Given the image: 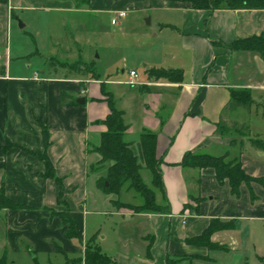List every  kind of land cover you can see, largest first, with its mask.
<instances>
[{"label": "crops", "instance_id": "1", "mask_svg": "<svg viewBox=\"0 0 264 264\" xmlns=\"http://www.w3.org/2000/svg\"><path fill=\"white\" fill-rule=\"evenodd\" d=\"M89 11L113 17L125 12V18L135 11L156 13L152 41L145 55L136 58L128 81L112 84L103 82L97 73L98 80H92L83 73L73 75L65 68L49 67L51 56L59 47L64 53L73 39L71 28H81V15ZM23 17L27 20L20 23L21 28L17 21ZM148 20L147 25L155 23L154 17L153 22ZM22 29H28L33 49L16 42ZM262 35L264 11L211 14L168 0H90L82 7L76 0H0V67H6L0 76V186L8 198L30 208L0 213L2 256H7L9 264H17L15 255L25 246L32 253L63 255L67 264L84 260L90 245L116 264H167L168 258L203 262L197 259L210 258L211 252L187 242L201 236L213 219L236 222L234 230L212 237L228 253L255 245L253 237L264 224V188L253 186L256 203L245 185L240 197L233 198L228 183L220 185L213 170L185 169L179 164L188 152L228 155L242 163L247 175L264 178V153L234 133H215L232 92L248 91L254 105L264 106V59L256 52H231L227 47ZM17 55L50 56L45 71L31 72L34 66L25 69L23 58ZM141 67L143 78L138 74ZM150 70L178 71L182 80L150 78ZM132 71L138 74L135 80L130 77ZM113 86L123 89L117 94ZM103 91L113 96L116 109L124 113L129 126L126 140L133 144L141 165L145 161L140 136H158L164 191H156V201L169 209L167 214L134 218L111 210L112 217L124 219L116 227L120 225L125 232L115 229L109 243L108 236L98 238L99 232L91 229L89 233L86 225L92 213H99L93 210L98 202V178L88 176L89 166L98 157L87 153V145H97L106 131L101 123L110 108ZM63 92L77 101L85 99V105L63 106ZM244 115L239 109L226 118L243 124ZM44 155L61 180L62 205L59 185L45 177ZM198 199L201 203L195 202ZM64 212L75 221L79 239H68L67 227L52 215Z\"/></svg>", "mask_w": 264, "mask_h": 264}, {"label": "trees", "instance_id": "2", "mask_svg": "<svg viewBox=\"0 0 264 264\" xmlns=\"http://www.w3.org/2000/svg\"><path fill=\"white\" fill-rule=\"evenodd\" d=\"M180 4H189L193 10L208 11L211 14L216 11H264V0H168ZM77 6H87L90 0H76ZM231 52H256L264 59V35L259 37H251L245 40L237 41L232 45L227 46ZM53 57L50 58L49 67L65 68L68 73L75 74L81 71L84 76L98 80V75L95 71L94 64H75V65H60L59 62H53ZM6 67H0V76L5 74ZM150 78L166 79L180 82L182 74L178 71H149ZM109 95L110 100L106 102L110 108V113L107 118L101 123L106 131L101 134L99 143L92 145L88 143L87 153L95 154L98 161L89 166L88 176L98 174L96 188L106 196H119L123 192L136 193L142 200L141 204L122 203L119 199L112 201V204L117 213L127 214V211H132L133 214H167L169 209L167 206L162 207L157 204L156 191H164L162 169L163 159L157 156V141L158 136L153 133H144L140 136L143 157L145 165H141L138 157L133 152V144L126 140L129 126L125 123L124 113L117 110L115 100L109 93L103 91V96L106 98ZM63 106H77V99L71 94L63 92L61 95ZM254 106L253 98L248 91L232 92L231 99L226 105L221 121L215 131L218 136H228L234 133L246 139V142L257 151L264 153V139L261 137H250V128L247 125H241L236 122L227 120L226 115L236 110L242 109L248 113H252ZM46 145L48 146V131L44 130ZM41 159L46 162V178L54 179L60 187L59 203L62 201L63 187L61 180L55 175V171L47 157L44 155ZM179 166L185 169L207 170L211 169L215 172V178L220 185L228 183L233 198H239L241 195L242 186H247L251 193L253 203L258 201L254 194L253 186L259 185L264 188V178H255L246 174L242 163L238 159H229L228 155L221 157H213L210 155H196L188 152L184 155ZM143 170H147L152 175V188H150L143 180L141 175ZM195 202L201 203L198 199ZM27 211L30 210L27 206L20 204L5 194V189L1 186L0 193V211ZM198 212V210L196 211ZM53 216H58L64 226L67 227V238L70 240L79 239L76 229V223L69 212L52 213ZM235 221H222L213 219L205 232L194 239L188 240V244L199 247H204L209 252H228L227 247L214 244L212 237L224 231L234 230ZM95 250V253H94ZM61 251V250H60ZM191 258H168L167 264H179L182 261H191ZM200 261H212L210 258L197 259ZM259 261L264 264V258H259ZM193 263V262H190ZM0 264H9L7 256L0 257ZM67 264H71L68 261ZM76 264H116L106 256H104L95 246H89L85 259H76Z\"/></svg>", "mask_w": 264, "mask_h": 264}, {"label": "rangeland", "instance_id": "3", "mask_svg": "<svg viewBox=\"0 0 264 264\" xmlns=\"http://www.w3.org/2000/svg\"><path fill=\"white\" fill-rule=\"evenodd\" d=\"M152 16L154 17L155 23L147 25L146 20L151 19V22H153ZM113 18L116 17L102 13H92L91 11L87 12V14H82L80 22L84 24V27L71 28L70 32L72 33L73 39L68 45H66V51H64V53L61 50V47H59L56 55H53L54 64L55 62H59L60 65L66 64L71 66L75 64L89 65L95 62L96 73L102 78L103 82L106 81L113 84L119 83V81H128V74L132 65L136 61V58L145 55L148 43L152 41L151 38L155 32L157 15L156 13L150 14L145 11L131 12L128 14L127 18L119 19L117 26L111 24ZM25 20L27 19L23 17L17 21L18 26L20 23L24 24ZM32 20L30 19L29 22ZM20 33L21 34L16 42L22 44L23 48L33 49L34 42L31 36L26 34L28 33V29H22ZM77 34L78 36L74 37V35ZM76 39H78V42ZM41 48L44 49V45H42ZM17 56L23 58L21 61L23 62L25 69H28L29 65H33L34 67L31 69V72H33V70L43 72L45 71V63L47 64L48 62L47 58L49 59L50 55ZM122 72H124V74H122ZM138 72L141 78L145 76L143 67H141ZM78 73L82 72L79 71ZM73 75L70 76L74 77ZM160 80H165V78ZM110 87V85H107V90L109 92L111 91ZM113 88L116 90L117 94L123 89L121 86H113ZM106 99L110 100L109 95H107ZM244 114L243 120H246V123L241 125L249 126L250 137L255 138V136L258 135L257 137L264 139V106L261 107L254 105L251 114L246 111H244ZM232 136L234 135L232 134ZM141 175L144 182L152 188L151 173L147 170H143ZM97 176L98 174H92L91 179ZM97 196L98 202L96 203V208L93 210L99 213H92L93 215L88 217L86 223L87 229L89 233L91 229L99 232V235L97 236L98 238H102L105 235L108 236L107 242L109 243L115 229H117V231L125 232V228L120 225L116 227V224L124 219L116 216L112 217L109 214L111 210L112 212H116L115 209L113 210L114 206L112 201L119 199L122 203L138 205L142 203V200L134 192H123L118 198L117 196H106L100 191H97ZM125 211L127 214L124 215H128L132 218L136 216L132 211ZM104 212H107V214H104ZM1 222L2 221H0V230L2 229ZM262 229V231L258 230L253 237V244L255 245H252L247 250L229 253L211 252L209 256L212 261L193 263L182 261L179 264H262L259 261V258H264V224ZM88 234L86 233V235ZM2 254L3 247L0 235V257ZM15 256L16 260H18L17 264H65L66 260L65 257L60 254L49 255L41 252H29L26 246L21 253H16ZM34 256L36 257V260H34ZM70 262L71 264H76V260Z\"/></svg>", "mask_w": 264, "mask_h": 264}, {"label": "built area", "instance_id": "4", "mask_svg": "<svg viewBox=\"0 0 264 264\" xmlns=\"http://www.w3.org/2000/svg\"><path fill=\"white\" fill-rule=\"evenodd\" d=\"M126 16H127V15H126L125 12H120V13H118V14L116 15V19H114V20L112 21V23L115 25V24L118 23V20H119V19H121V18H125ZM130 77H131L132 80H135V79L138 78V74H137L135 71H132V72L130 73ZM129 84L133 85L132 81H131Z\"/></svg>", "mask_w": 264, "mask_h": 264}, {"label": "water", "instance_id": "5", "mask_svg": "<svg viewBox=\"0 0 264 264\" xmlns=\"http://www.w3.org/2000/svg\"><path fill=\"white\" fill-rule=\"evenodd\" d=\"M149 22L150 21L148 20L147 23L149 24ZM20 27L23 28V25H20ZM77 103L80 104V105H85V99H83V98L82 99H78Z\"/></svg>", "mask_w": 264, "mask_h": 264}]
</instances>
